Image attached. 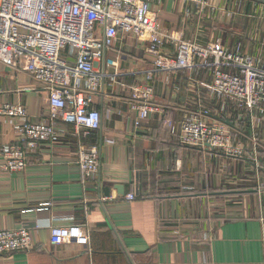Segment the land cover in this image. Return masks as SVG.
<instances>
[{
  "label": "crops",
  "instance_id": "0c3cea01",
  "mask_svg": "<svg viewBox=\"0 0 264 264\" xmlns=\"http://www.w3.org/2000/svg\"><path fill=\"white\" fill-rule=\"evenodd\" d=\"M145 1L163 34L180 33L201 47L217 43L264 68V0ZM163 52L174 58L176 46L168 42ZM153 59L145 40L116 37L98 63L103 78L91 95L100 128L83 136L56 122L57 144L29 152L23 171L0 169V229L38 226L32 247L1 254L0 264H264V140L254 148L251 139L253 123L257 132L264 128V113L253 120L244 111L234 129L240 111L209 94V66L195 58L192 67L166 73ZM147 75L152 101L163 110L136 126L132 88ZM47 95L27 72L0 62V103L22 104L30 121L48 123ZM199 102L210 121L225 119L237 133L241 158L179 144L182 113ZM20 125L0 116V166L5 148L19 142ZM80 145L97 148L92 179L76 164ZM72 224L84 228L86 245L50 242V227Z\"/></svg>",
  "mask_w": 264,
  "mask_h": 264
},
{
  "label": "built area",
  "instance_id": "2783aa9c",
  "mask_svg": "<svg viewBox=\"0 0 264 264\" xmlns=\"http://www.w3.org/2000/svg\"><path fill=\"white\" fill-rule=\"evenodd\" d=\"M204 6L207 0H185ZM131 34L148 43L154 55L153 66L160 72H174L193 66L197 58L211 68L209 94L230 101L240 111L255 119L264 113V68L246 54L230 51L219 44L201 47L180 33L163 34L156 16L145 0H0V62L13 71L27 72L47 91V121L28 119L22 104L0 103V116L21 122L18 141L4 150V172L23 171L27 154L43 143L53 146L61 133L56 122L72 124L74 130L89 136L98 130L101 115L91 105V95L99 90L103 75L97 71L104 51L118 36ZM176 46L175 57L164 54L165 44ZM150 75L141 86L132 88L133 109L139 126L149 113L163 108L153 100ZM211 113L202 103L184 110L179 121L178 142L192 149L219 150L241 158L243 145L234 143L232 128L226 120L210 121ZM170 124V123H169ZM233 129V130H234ZM257 126L253 123L251 139L259 146ZM234 141V142H233ZM76 164L86 179L98 170L95 146L80 145ZM264 172V166L259 165ZM127 200L133 196L128 194ZM38 226L24 224L17 229H0V255L28 251L32 247L31 232ZM50 242L86 245L89 237L80 225L52 226Z\"/></svg>",
  "mask_w": 264,
  "mask_h": 264
},
{
  "label": "rangeland",
  "instance_id": "374dc122",
  "mask_svg": "<svg viewBox=\"0 0 264 264\" xmlns=\"http://www.w3.org/2000/svg\"><path fill=\"white\" fill-rule=\"evenodd\" d=\"M259 120L260 121H263V118H262V116L261 117H259ZM261 124V123H260ZM263 129V130H262ZM233 135L234 134H237L236 132H234V133H232ZM260 137V140H261V138H263V140H264V128H262V126H260V128H259V130H258V133H257ZM262 136V137H261ZM254 144V143H253ZM263 145H264V141H263V143H262ZM262 144H260V145H262ZM256 147H258L256 144H254V148H256ZM259 167V166H258ZM232 199H235V197H233Z\"/></svg>",
  "mask_w": 264,
  "mask_h": 264
}]
</instances>
